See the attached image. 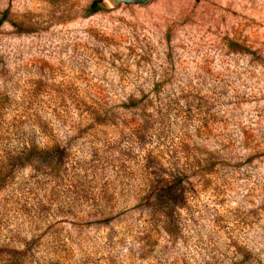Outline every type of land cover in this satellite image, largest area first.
<instances>
[{
	"label": "rangeland",
	"instance_id": "374dc122",
	"mask_svg": "<svg viewBox=\"0 0 264 264\" xmlns=\"http://www.w3.org/2000/svg\"><path fill=\"white\" fill-rule=\"evenodd\" d=\"M92 1L0 0V264H264V0Z\"/></svg>",
	"mask_w": 264,
	"mask_h": 264
},
{
	"label": "trees",
	"instance_id": "16d2710c",
	"mask_svg": "<svg viewBox=\"0 0 264 264\" xmlns=\"http://www.w3.org/2000/svg\"><path fill=\"white\" fill-rule=\"evenodd\" d=\"M102 0H93L88 9L87 13L91 14L94 12H97L101 10L103 6ZM8 14L7 10L3 12V16L0 18V26L1 24L8 20ZM15 25L16 24L14 22ZM18 32H25L28 31L27 28H24L22 25L18 26ZM124 107L126 108H132L138 106V100L135 99L133 96H131L128 100V102L123 103ZM58 147V146H57ZM55 153L52 149H43L37 146L36 143H32L31 145H26L22 149V151L15 157V161L12 164V168L17 166H24V165H36L38 161L39 156H45L49 157L51 159L46 160L48 163L53 164L52 156ZM14 165V166H13ZM1 167H0V178H1ZM158 181L157 182H163L162 184H158L154 186L153 188V194H155L158 197L157 204L161 205L164 209L169 208L172 211L183 207L184 206V185L182 182H185V180L177 174L171 175L169 178L165 177L164 175H158ZM148 203H155L148 200ZM168 209V210H169Z\"/></svg>",
	"mask_w": 264,
	"mask_h": 264
},
{
	"label": "water",
	"instance_id": "95a60500",
	"mask_svg": "<svg viewBox=\"0 0 264 264\" xmlns=\"http://www.w3.org/2000/svg\"><path fill=\"white\" fill-rule=\"evenodd\" d=\"M150 1H152V0H109V2L113 6H117V5L121 4V3L145 5L148 2H150Z\"/></svg>",
	"mask_w": 264,
	"mask_h": 264
}]
</instances>
